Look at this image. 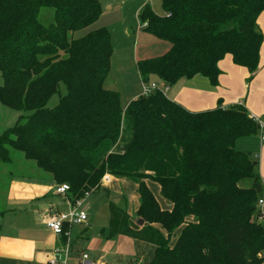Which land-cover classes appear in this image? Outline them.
<instances>
[{"label": "trees", "instance_id": "1", "mask_svg": "<svg viewBox=\"0 0 264 264\" xmlns=\"http://www.w3.org/2000/svg\"><path fill=\"white\" fill-rule=\"evenodd\" d=\"M160 1L161 15L146 5L137 18L169 50L136 63L141 81L153 76L160 88L123 108L119 93L104 87L108 31L70 37L99 19L97 0H0V104L28 114L0 135V162L9 163L8 149L21 153L55 184H67L71 200L102 190L105 174L133 181L136 219L144 223L109 202L107 237L152 245L147 264H264V187L257 164L235 149L237 140L259 135L258 124L241 105L190 113L161 89L195 76L216 87L226 55L250 81L264 44L256 24L264 0ZM45 8L53 10L47 26L39 22ZM60 84L65 94L48 108ZM145 181L158 185L170 211Z\"/></svg>", "mask_w": 264, "mask_h": 264}, {"label": "crops", "instance_id": "2", "mask_svg": "<svg viewBox=\"0 0 264 264\" xmlns=\"http://www.w3.org/2000/svg\"><path fill=\"white\" fill-rule=\"evenodd\" d=\"M146 5L143 4V7ZM141 9L138 11L137 17ZM40 24L42 25L41 22ZM256 24L258 29L263 32L264 12L259 15ZM140 30L141 34L150 36L141 28ZM133 33V31H128L130 36ZM218 69L220 75L216 87H212L206 78L195 76L190 80L181 79L173 86L164 88L163 94L168 100L190 113L211 111L216 109L219 104L223 109L241 105L252 118L264 127V44L259 51L258 70L250 81H248L250 77L248 71L234 65L229 55H226L218 63ZM149 78L151 82L158 84L155 77ZM139 96L140 92L135 93L122 107L125 108ZM2 116L0 135L10 128L8 122L15 120V116L5 111L2 112ZM235 149L247 153L249 156L257 153V171L264 187V142L260 141L259 135L237 140ZM114 181L115 177L109 176L108 182L102 183L103 189L109 194ZM120 181L135 192L133 206H127L125 199L123 207L128 216L136 219L139 206L137 185L129 186L127 179H120ZM145 184L159 207L162 210L170 211L171 205L161 197L158 185L154 186L151 181H145ZM54 188L55 183L51 176L10 180L5 200L6 209L0 212V215L5 212H13L19 216L20 221L7 230L3 225H0V264H48V258L52 251L65 246L70 249L67 264H76L77 259L84 253L99 264H147L150 261L153 250L155 251L152 245L121 236L109 239L107 237L108 226L93 231L89 215L87 225L71 228L69 237L54 236L45 226L44 215L51 207H56L58 210L66 208L64 200L54 194ZM108 203L109 201L107 208ZM261 211L264 217V206L261 207ZM262 223L264 224V220ZM177 234L178 231H176ZM172 240L171 244L174 243L175 238Z\"/></svg>", "mask_w": 264, "mask_h": 264}, {"label": "rangeland", "instance_id": "3", "mask_svg": "<svg viewBox=\"0 0 264 264\" xmlns=\"http://www.w3.org/2000/svg\"><path fill=\"white\" fill-rule=\"evenodd\" d=\"M98 2L102 8L99 19L91 26L71 34L70 37L73 39H80L88 33L98 29H106L108 31L113 54L111 58L110 72L105 80L104 87L105 89L119 93L121 105L123 106L135 93L140 92L141 95V88L143 84L150 85L153 83L150 81V78L148 82L143 83V81H141L136 68V62L160 57L169 50L168 43L141 34L140 23L137 18V13L141 8H143V4H147L151 11L156 15H161L163 13L161 1L99 0ZM52 19V9L45 8L40 11L39 21L42 25H49L52 22ZM128 31H133L134 33L130 36ZM1 84L2 78L0 76V85ZM163 89L164 88H162V90ZM64 94L65 88L62 84H60L58 93L52 96V98L48 101L47 107L53 108L56 106L59 97ZM4 111L8 114H12V116H15V120L8 122V127L13 126L19 116L28 115L27 113L9 110L0 105V123L3 121L2 112ZM238 148L239 145L237 149ZM112 151L114 150L111 149L110 152ZM8 152L10 162L8 164L0 162V212H3L6 209V193L11 179L50 176L39 170L33 162L25 160L21 153L13 149H8ZM250 155L253 162L256 163L257 153L255 152ZM109 176L110 175H108V177ZM100 183V188L102 190L94 193H92V190H89L88 192L91 194L84 204L85 207H88V215L90 217V223L93 231L103 229V227L106 228L108 226V201L123 209L125 199L126 204L127 206L129 205V207H132L134 203L135 192L122 184L119 178H115V181L111 185L112 187L109 190V199L103 191L102 182ZM127 184H129V186L135 185V183L130 180H128ZM152 184L157 187L156 183L152 182ZM58 185L59 184H55V187ZM129 211L131 210L129 209ZM17 221H20L19 216L13 212H5V214L0 215V225H3L5 230L10 229L13 224L17 223ZM172 241L173 240H171V242ZM153 256L154 250L150 261Z\"/></svg>", "mask_w": 264, "mask_h": 264}, {"label": "built area", "instance_id": "4", "mask_svg": "<svg viewBox=\"0 0 264 264\" xmlns=\"http://www.w3.org/2000/svg\"><path fill=\"white\" fill-rule=\"evenodd\" d=\"M159 88V85L155 83H151L150 85L143 84L141 88V95L146 96ZM255 122L258 124L260 129V141L264 142V127L258 121L255 120ZM108 178V175H105L101 182L107 183ZM68 193L69 186L67 184L56 186L54 188V194L64 200L66 208L58 210L56 207H51L44 215V223L47 230L56 237H69L71 228L86 226L88 222L87 207H85L84 204L91 193L85 192L83 196L74 200H71L68 197ZM258 206L260 208L264 206L263 198L258 201ZM69 255L70 249L68 246L56 248L52 251L50 257L48 258V264H67ZM76 264L99 263L92 260L88 254L84 253L77 259Z\"/></svg>", "mask_w": 264, "mask_h": 264}, {"label": "water", "instance_id": "5", "mask_svg": "<svg viewBox=\"0 0 264 264\" xmlns=\"http://www.w3.org/2000/svg\"><path fill=\"white\" fill-rule=\"evenodd\" d=\"M254 165H255V163H254ZM134 223L138 226V227H141L142 225H143V220H141V219H136V220H134Z\"/></svg>", "mask_w": 264, "mask_h": 264}]
</instances>
